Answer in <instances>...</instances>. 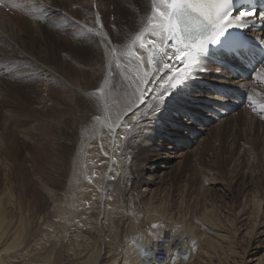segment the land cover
Returning <instances> with one entry per match:
<instances>
[{
  "label": "bare ground",
  "instance_id": "1",
  "mask_svg": "<svg viewBox=\"0 0 264 264\" xmlns=\"http://www.w3.org/2000/svg\"><path fill=\"white\" fill-rule=\"evenodd\" d=\"M11 1L16 2L15 7L29 17L34 34L31 35L29 28H18L15 22H10V19H5L3 14H0V55L3 58L11 55L9 60L18 61V64L10 62L12 67L13 64L18 65V70L11 69V73L0 68L2 104L17 101L19 105H24L26 97L22 96L24 93L20 88L25 84V88L29 87V93L38 95L41 107L48 106L52 96L51 90L54 93V85L60 82L58 78L61 71H64L65 67L69 69V63L73 59L82 60L84 56L94 57L93 74H96V70H101L103 77L100 79H104L96 87L88 86L82 88L84 90L70 85L74 89L71 90L72 96H68L67 102L65 101L67 122L70 120L71 127L76 123L72 131L74 134V131L80 129L81 139L77 142L79 144L76 149L74 147L76 151L71 150L75 152L73 158L67 160L70 168H67L66 181H45L44 175L39 173L34 174V180L37 181H8L5 172V181H0V264H159L152 261V251L157 246L154 241L157 237L156 242L163 240L168 246V254H163L165 264H174L176 257L184 252L187 257L186 264H264V235L260 239L261 242H254L249 249L248 243V247L238 249V241H242L245 235L257 237L258 234H264V197L257 191H246L249 183L245 182L243 198L234 210L233 218H227L224 213L222 215L212 207L205 209V205L203 212L198 216L185 214L180 219L166 216V208L154 203L158 199L159 190L152 187L157 182L155 180L160 179L170 168V161L176 151H181V155L190 152L193 156L198 155L207 135L218 132L223 123L230 122L231 111L236 110L232 114L233 120L243 113L246 121H253L258 130L264 129V74L263 81L258 80L261 75L257 76L256 73L254 78L250 79L251 68L258 64L259 60H264V32L252 31L246 34L250 37V44L242 59L229 56L225 59V64L209 63L205 67L207 71L213 67L214 71L219 69L218 73H199L194 80L186 82L178 91L172 93L162 113L147 126L145 133L133 140L131 136L125 138V133L128 130L127 125L131 124L135 117L128 119V116H125L126 126L113 127L112 131L109 130V125L112 124L109 118H113L127 102L128 94L135 88L136 81L145 72H150L156 67L155 62L152 65L146 63L147 50L140 48V42L133 43L136 35L150 28L148 16L151 13V0H135L137 9L128 0H114L117 11L121 12L115 22V26L118 25L119 28L115 29L109 27L103 19V7L106 6L103 0H90L95 10L90 11L92 16L90 12L84 13L82 4L78 5L77 0L69 2L70 9L75 7V11L69 10L70 12L66 8L67 0L59 5L60 8L56 7L57 4L53 0H4L6 4ZM48 5H52L57 11L47 9ZM13 6L11 3V7ZM2 8L0 7V10L4 12L5 8ZM61 13H66L70 19L60 15ZM70 15L77 19L73 17V20ZM72 21H78L79 25L74 26ZM21 23L24 24L22 19ZM54 25L59 29L67 26L66 29L77 28L79 31L86 30V27H96L99 30L102 26L111 43H98L101 37L95 34H91V38L82 36L81 32L70 35L69 30L67 39L75 43L69 41L67 44L66 58L70 62L66 63L63 58L66 48L62 49L63 52L60 50L61 56L55 52L52 44L50 50L45 49V55L38 50L39 42L43 41L44 37L42 30L51 29ZM127 27L129 34L124 33ZM79 38L85 41L83 48V44L78 45L80 48L77 46ZM131 43L132 46L129 47ZM68 52L71 54L68 55ZM56 56L61 60H56ZM79 68L80 65L75 64L69 70L75 69L77 73ZM260 70L264 73V63L261 64ZM110 72L113 76H110ZM87 75L84 73V79ZM29 76L31 78H28ZM259 82L263 84L259 85ZM129 84L132 87H129ZM153 86L155 85L147 87ZM68 91L70 90L67 88V93ZM136 104H139V100ZM91 112H94L93 116L89 115ZM97 114L99 120L96 119ZM180 115L184 117L183 123L179 122ZM5 132L12 135L11 131L0 133V148L3 147L5 151L12 148L16 151L12 145L14 139L6 136ZM21 133L26 139V131ZM230 135L235 136L233 132ZM127 140L132 147L138 149V154L141 151L144 154L141 168H137L139 171L136 169L138 180L135 185L139 189L135 192L132 186L122 187L123 193H117L113 197L110 192H105V188L109 187L102 186L107 181H121L122 178L116 172L120 170L123 173V164L122 158L117 159V151ZM6 141L10 142L9 145L3 144ZM70 141L67 138V142H64L67 148H70ZM34 149L36 154L44 151L46 156L44 143ZM255 149L254 144L247 146L245 152L248 163H256ZM3 159V169L6 170L10 163L8 160L7 164L8 158L5 155ZM34 161L36 166L37 162ZM11 162L19 167L17 157ZM252 172L249 171V181L252 179ZM203 177L205 184L212 180L211 183L218 184L220 188V182L214 179V176L208 179L207 176ZM124 195L126 196L123 197ZM128 198L133 201V205H127L129 209L126 210L122 203L125 202L124 199L129 200ZM95 213L97 215H94ZM162 214L166 221L158 222L156 217ZM145 220L152 227H141L142 221ZM242 226L244 230H239ZM181 228L183 232L180 231ZM173 235L175 238L170 239ZM173 239L178 241L175 246L171 244ZM145 252H151V255L146 256ZM251 256L256 257L246 260Z\"/></svg>",
  "mask_w": 264,
  "mask_h": 264
},
{
  "label": "rangeland",
  "instance_id": "2",
  "mask_svg": "<svg viewBox=\"0 0 264 264\" xmlns=\"http://www.w3.org/2000/svg\"><path fill=\"white\" fill-rule=\"evenodd\" d=\"M3 1L4 0H2V2ZM53 1L57 4L56 7H59V5L63 4V2H66V0H58V1L53 0ZM70 1L73 0H67L66 8L68 12H70L69 10L75 11V7H73V9L72 8L70 9L69 6ZM128 2L132 6H135L137 9L138 6L136 5L135 0H128ZM11 3L14 5L13 7H11ZM11 3L6 4L4 2V5H2V3L0 2V7L5 8L4 12L0 10V14H3L5 19L6 18L8 20L10 19V22H15L18 28L20 27L23 30L24 28L31 29V35H33L34 27L30 26L29 17L26 14H23L21 9L15 7L16 2L11 1ZM103 3L106 5L105 7H103L104 8L103 19L105 20V22L108 23L109 27H112L113 29L117 27L119 28L118 25L115 26L116 25L115 22L116 19L118 18V15H121V12L117 11L116 2L114 0H103ZM77 4L78 5L82 4V8L85 14L90 11L91 12L95 11L93 10L94 8L90 0H77ZM70 16L73 19L74 16L72 15ZM21 19L24 22V24L21 23ZM74 19L77 18L74 17ZM99 22H101V20H99ZM66 28L67 26H65V28L63 27V29H59L57 26L54 25L51 29H43L42 31L44 33L42 34L44 37H43V41L40 40L39 42L38 50H41L40 52L43 53V55H45L44 54V52L46 53L45 49L50 50L51 49L50 46L52 44L54 45L53 49L55 47V52L59 56H61L60 52L61 51L63 52L62 49L65 50L66 48V50L64 51L65 57L63 58H65V62L67 63V61H69L66 58L67 44L69 41L70 42L73 41L67 39V33L69 32L70 28L69 29ZM123 28L125 29V26H123ZM78 31L79 30L77 28H72L69 33L70 35H73L74 33L76 35L81 32V29L79 32ZM124 33L129 34L128 27L126 28V31ZM113 37L115 36L113 35ZM26 38L29 39L30 36L29 37L26 36ZM83 42L85 41L82 40L81 38L77 39L76 42L77 46L83 44ZM83 46L84 44L81 45L82 48ZM131 46L132 43L129 45V47ZM78 48L80 47L78 46ZM69 53L70 52H68V55L71 54ZM103 53L105 52L103 51ZM59 56L55 57L56 60L58 61L61 60ZM5 58L8 60H5ZM10 58H12L11 55L5 56L4 58L2 55H0V68L4 69L5 71L8 70V73H11V69L12 71H16V69L18 70L17 67L18 65H16L18 64L17 63L18 61L15 62L9 60ZM10 62L16 64H13L12 67V63ZM74 63L79 64L81 67L78 69L77 72L78 74L76 73L75 69L69 70L70 68H73V66H75ZM262 63H264V60L263 62L261 60L259 65L261 66ZM259 65H256L255 69L250 70L251 72L250 79L254 78V73H256L257 76L259 74L261 75L260 78H262V79L259 78L258 80L263 81L264 73L262 70H260ZM69 66H70L69 69L65 67L63 69L64 71H61L60 76L58 78L60 80L58 85L53 84L55 86L54 88L55 94L51 90L52 96H50V99L48 101L49 102L48 106L44 105L43 107H41L37 99L38 95L29 93L28 90L29 87L25 88L26 87L25 84H23L25 87L23 86L20 88V90L24 93L22 94V96L26 97V101L24 105H19L17 101H12L13 103L9 102L5 104H2V102H0V133H3L4 131H11L12 135L9 132H5V135L8 137L11 136L10 139L11 138L14 139L12 145H14L16 148V151H14L12 148L8 149L7 151H5L3 147L0 148V181H5L4 178L5 172L7 174L8 181H33L35 179L34 174L37 173L43 174L45 181L67 180V172H68L67 168L68 167L70 168V165H68L69 164L68 161L71 160V158H73L72 156H74L75 152L72 151L76 149V147L79 144L77 142H79L81 139L80 137L81 135L79 136L80 129L76 132L74 131V134L72 131V128L75 126L76 123H74V125L71 127L70 120L69 122H67V103H66L67 97L72 96L71 90L74 88L79 87L82 89V88H87L88 86L96 87V85L100 81L102 82L104 79V78L100 79V77H103L101 76L103 75V72L101 70L100 71L96 70V74H93L92 69L95 68V59L93 56L91 57V55L87 57L86 56L82 57V60L73 59V61L69 63ZM111 72H110V76H113V73ZM212 72L215 74L218 73V71H214V69L212 71L211 69L207 72V75H212L213 74ZM84 73L88 74L87 78L85 79L83 77ZM106 76H107V71H106ZM9 84L11 85L12 83L9 82ZM71 84L74 85V88L70 86ZM261 84L263 83L259 82V85ZM62 86H65L64 89H61ZM67 88L68 90H70L68 91V93H67ZM79 92L85 94V92L83 91H79ZM63 98H65V100ZM37 105H40V107H35ZM234 112H236V110H233V112L231 111L230 113L229 117L232 118L230 122L228 121L226 123H223V125L220 126L218 132L216 131L211 132L209 133V135H207L205 142L201 145L198 155L193 156L191 152L185 155H181V151H176L174 157L170 161V168L167 169L165 174L162 175L160 179L157 178L155 180V182L156 181L157 182L152 187L158 188L159 196L154 203L155 205L161 204L163 208H166L165 209V211H167L166 216H173L172 218L174 219L176 218L180 219V217H182V215L185 216V214L186 216L192 214L198 216L200 213L203 212L202 210L203 205H205L206 206L205 209H211L212 207L222 215L224 213L227 218H233L234 210L237 209V207L240 205L239 203H241V199L243 198L242 193L244 190L245 182L249 183L246 191L248 190L249 192L252 193L254 191H257L258 194H262V196L264 197V152H262L264 148V129L258 130L257 125H254L253 121L252 122L246 121L243 113L238 116V119L233 120L234 116L232 114H234ZM93 113L94 112H91V114L89 115H92ZM96 117H98V114L96 115ZM182 118L184 117L180 115L179 122L181 123H183ZM109 121H111L110 123H113L112 117L109 118ZM229 124L231 131L229 128ZM77 126H79V123H77ZM23 129L26 131L25 133L26 139H24L23 133H21V131H24ZM231 132H233V135H235L234 137L230 135ZM64 136L66 137V141ZM67 138L69 141L71 140L68 144L70 145L71 143L70 148L69 147L67 148V144H64V142L65 143L67 142ZM121 139L123 138L121 137ZM9 143H10L9 141H6L3 144L9 145ZM42 143H44V146L47 151L46 156L44 151L39 154H36V151L34 149L36 146L41 145ZM250 144H254L256 147L255 155L257 160L256 163L254 162V164L251 161L248 163L247 155L245 152L247 146H249ZM138 147L139 146H137V148ZM67 150L69 151L67 152ZM121 152L127 157H123L124 155ZM142 154H143L142 151L138 154V149L132 147L129 140H127V142H125L124 145L120 146V148L117 151V159L121 160L122 158L121 163L123 164V173L120 170H117L116 173L118 176L120 175L119 177H121L122 179L121 181H116V180H115L116 182L112 181V183H114L115 185L117 184V182H119L118 185L116 186L112 184L111 181H107L105 183L106 185L103 184L102 186L103 188L109 187L108 189L105 188V192H110V194L113 195V197H115L117 193L118 195L120 193H123L122 190L123 188H127L130 186H132V188L134 187L135 192L138 191L137 189H139V187L135 185L137 184L135 181L138 180L136 169L139 168L141 166V163L143 162L142 158H144V154L143 155ZM4 155L8 158L7 164H8V160L10 163L9 165H7L6 170L3 169L4 167L2 165V162H4L2 161L4 160L3 159ZM141 155L142 157H140ZM15 157H17V160L20 163L18 168L16 164H13L11 162L12 159ZM123 159L124 160L126 159L127 162L126 161L124 162ZM34 160H36L37 162L36 166L34 165L35 163ZM247 163L249 165L251 163V166H249ZM245 170L246 173L248 172V174L244 173ZM249 171L250 172L253 171L251 181H249L250 180ZM210 175L214 176V179L216 178V180H219L220 182L219 185H221L220 188H218V184H212L211 183L212 180H209L208 182H206V184L204 183L203 176H207L206 179H208V178H212ZM127 177L128 180H126ZM219 178L221 179V181ZM126 183H128L129 185L128 184L126 185ZM132 183L133 185H131ZM117 187L119 188L117 189ZM112 191H115L116 193ZM125 196L126 195H124L123 197ZM128 199L129 200L127 201L126 199H124L125 202L123 203L121 202L126 210H128L129 207L133 205V201L130 198ZM144 203L145 201L143 202V204ZM98 204L99 203H97V205ZM177 210L179 213L177 212ZM94 215L97 214L95 213ZM157 216L158 217H156V220L158 222H161L163 220L166 221L165 219H163L164 218L163 214L162 216L160 215ZM137 217L138 216L136 215V218ZM150 226L151 224L147 220L142 221L141 223V227L149 228ZM243 227L244 226L240 227L239 230L243 229ZM181 229L180 231L183 232V229L182 230ZM180 231L179 233H181ZM243 233L244 231H242L241 234ZM177 235L178 234H175V236ZM263 235L264 234L262 235L258 234L256 237V236H251V234H248L250 238L247 235H245L244 237H242L243 238L242 241L241 240L238 241V245H239L238 249H241L240 247L245 248L247 246V243L249 245V247L247 246L249 249L250 245L253 246L254 242L256 241L261 242L260 239L263 238ZM175 236L173 235L170 239H172L173 237L175 238ZM253 237H255V240H253ZM157 240L158 237L157 239H155L154 243H157L156 242ZM177 243L178 241L176 239H173L171 242V244H173L172 246H175V244ZM254 257L256 256H251L246 260L250 258L253 259ZM176 258L177 259L175 260L176 262L174 261V264H186L187 260L185 259V252L182 254L180 253Z\"/></svg>",
  "mask_w": 264,
  "mask_h": 264
},
{
  "label": "snow or ice",
  "instance_id": "3",
  "mask_svg": "<svg viewBox=\"0 0 264 264\" xmlns=\"http://www.w3.org/2000/svg\"><path fill=\"white\" fill-rule=\"evenodd\" d=\"M46 8L53 9V6L48 5ZM231 8L232 0H151V13L148 16L150 28L136 35L133 43L139 41L141 48H145L146 44L149 46L146 63L152 65L155 62L156 67L145 72L136 81L135 88L128 94L127 102L112 118L110 131L113 127H125V116L128 119L135 117L127 125L125 138L131 136L136 140L141 133L147 131V126L153 119L162 113L173 90L183 85L192 75V66L207 51L209 44H216L231 26L255 27L257 20L264 24V13L257 17L253 11H241L238 16H233ZM60 15L70 19L66 13ZM72 24L76 26L79 22L72 21ZM80 34L89 38L90 34H95L101 37L98 43H111L102 26L99 30L96 27H86V30L81 29ZM176 62H179V66ZM201 71L207 69L201 68ZM148 85L155 86L149 88ZM129 87L132 85L129 84ZM96 119L99 120V117ZM144 255L150 256L151 252H145Z\"/></svg>",
  "mask_w": 264,
  "mask_h": 264
},
{
  "label": "built area",
  "instance_id": "4",
  "mask_svg": "<svg viewBox=\"0 0 264 264\" xmlns=\"http://www.w3.org/2000/svg\"><path fill=\"white\" fill-rule=\"evenodd\" d=\"M163 254H168V246L163 240H160L152 251V261L165 264V261H163Z\"/></svg>",
  "mask_w": 264,
  "mask_h": 264
}]
</instances>
